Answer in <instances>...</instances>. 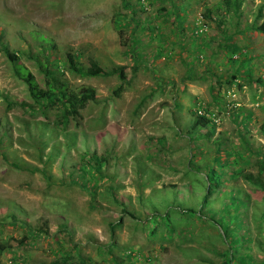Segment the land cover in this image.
Instances as JSON below:
<instances>
[{
	"label": "rangeland",
	"instance_id": "rangeland-1",
	"mask_svg": "<svg viewBox=\"0 0 264 264\" xmlns=\"http://www.w3.org/2000/svg\"><path fill=\"white\" fill-rule=\"evenodd\" d=\"M260 2L0 0V44L37 84L45 54L58 82L95 96L75 119L41 114L0 52V264H223L227 247L264 264V195L239 173L264 179ZM67 53L125 66L123 89L69 72ZM197 107L217 124L195 125Z\"/></svg>",
	"mask_w": 264,
	"mask_h": 264
},
{
	"label": "trees",
	"instance_id": "trees-1",
	"mask_svg": "<svg viewBox=\"0 0 264 264\" xmlns=\"http://www.w3.org/2000/svg\"><path fill=\"white\" fill-rule=\"evenodd\" d=\"M220 4L223 5L226 11L237 12L241 0H220ZM262 10H264V0H261L258 9L256 19H259L258 24L252 25L261 35L264 36V16L262 14ZM255 19V20H256ZM0 52L6 57V59L10 62L14 74L25 84L26 91L28 97L35 103L36 108L40 111L41 114H44L46 110L51 108H57L61 112V117L66 119L70 117L75 119L80 116L79 110L83 108L89 100H94V89L91 86H81L77 91L68 90V88L61 82H58L56 78H54L52 70L50 68V62L48 58L43 54V59L33 57L35 66L37 70L42 74L43 84L41 87L37 84L34 79L33 74L21 63L17 61V56L14 52L10 51L7 46L0 44ZM45 53V52H44ZM133 56V54H132ZM234 61V60H232ZM66 63L67 69L69 72L78 75L79 77H93V76H108L111 74H117L119 76V81L116 86L112 89L113 95H118L119 92L123 89V82L121 79V72L125 68L123 65H115L110 68L108 71L102 69L94 59L88 58V65L83 67L81 66L75 57L71 53L66 54ZM133 72L135 71V66L131 68ZM233 78V77H232ZM234 79V78H233ZM8 104V102H7ZM10 105V103L8 104ZM204 112H209L204 110ZM211 112V111H210ZM215 114L216 112L213 111ZM212 112V113H213ZM217 115V114H216ZM205 121L212 122L210 118L205 115H196L194 120L195 125H201ZM242 179L248 183L256 185L264 195V179L259 177L257 174H252L250 172H239ZM209 181V178L206 177ZM216 185V184H214ZM212 187L211 184L206 185V191L202 195L201 201L202 206H207L208 200L207 196L210 193ZM264 201V196H263ZM201 209V206L199 207ZM183 213L191 216L190 214L195 213L196 210L192 208H186L182 211ZM262 216L264 220V207L262 210ZM166 216V215H165ZM163 224L165 227V231L161 233H165L166 231H174L173 223L170 221V217H166L163 221L159 220L154 225ZM112 224L109 225V228L112 229ZM154 227V226H153ZM228 228V226H227ZM36 235L44 234L45 230L40 226L36 227L34 231ZM245 235V234H243ZM247 236V235H246ZM248 238V236H247ZM249 239V238H248ZM110 246H114V243L110 244ZM5 245L3 241L0 239V252L3 251ZM68 253V252H67ZM65 253L62 255V258L59 259L61 264H70L71 262H66L70 257L69 254ZM223 255V264H250L248 259H244L243 262H238L239 258H234V251L230 250V247L226 248ZM236 255V254H235ZM79 264H84L81 259L78 262ZM72 264V263H71Z\"/></svg>",
	"mask_w": 264,
	"mask_h": 264
},
{
	"label": "built area",
	"instance_id": "built-area-1",
	"mask_svg": "<svg viewBox=\"0 0 264 264\" xmlns=\"http://www.w3.org/2000/svg\"><path fill=\"white\" fill-rule=\"evenodd\" d=\"M206 32V23L205 21L201 18L198 17L197 20L195 21L193 27H192V34L194 36H201ZM196 114L197 115H205L206 117L210 118V120L214 123L217 124L218 122V117L217 115L213 112H204L202 108L197 107L196 109Z\"/></svg>",
	"mask_w": 264,
	"mask_h": 264
}]
</instances>
